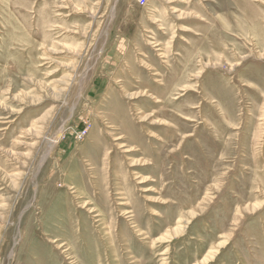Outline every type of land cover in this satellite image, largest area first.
Here are the masks:
<instances>
[{
    "label": "rangeland",
    "instance_id": "1",
    "mask_svg": "<svg viewBox=\"0 0 264 264\" xmlns=\"http://www.w3.org/2000/svg\"><path fill=\"white\" fill-rule=\"evenodd\" d=\"M0 264H264V0H0Z\"/></svg>",
    "mask_w": 264,
    "mask_h": 264
},
{
    "label": "built area",
    "instance_id": "2",
    "mask_svg": "<svg viewBox=\"0 0 264 264\" xmlns=\"http://www.w3.org/2000/svg\"><path fill=\"white\" fill-rule=\"evenodd\" d=\"M146 2H147V0H142V4L143 5L146 4Z\"/></svg>",
    "mask_w": 264,
    "mask_h": 264
}]
</instances>
